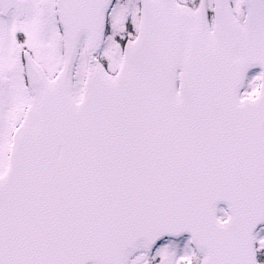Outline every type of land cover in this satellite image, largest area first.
I'll return each instance as SVG.
<instances>
[{"label": "snow or ice", "instance_id": "obj_1", "mask_svg": "<svg viewBox=\"0 0 264 264\" xmlns=\"http://www.w3.org/2000/svg\"><path fill=\"white\" fill-rule=\"evenodd\" d=\"M0 264H264V0H0Z\"/></svg>", "mask_w": 264, "mask_h": 264}]
</instances>
